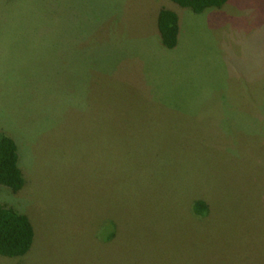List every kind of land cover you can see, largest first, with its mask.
<instances>
[{
	"label": "rangeland",
	"instance_id": "1",
	"mask_svg": "<svg viewBox=\"0 0 264 264\" xmlns=\"http://www.w3.org/2000/svg\"><path fill=\"white\" fill-rule=\"evenodd\" d=\"M2 134L35 241L0 264H264V0H0Z\"/></svg>",
	"mask_w": 264,
	"mask_h": 264
},
{
	"label": "trees",
	"instance_id": "2",
	"mask_svg": "<svg viewBox=\"0 0 264 264\" xmlns=\"http://www.w3.org/2000/svg\"><path fill=\"white\" fill-rule=\"evenodd\" d=\"M181 8L195 14H202L211 8L221 9L229 0H171ZM158 30L165 48L177 47L180 34L179 16L167 8L160 10ZM20 155L16 142L7 135H0V187H7L13 193L21 191L25 179L19 165ZM202 201L194 204L196 212L207 210ZM114 232L109 235L112 238ZM35 241V230L29 217L17 209L0 205V257L19 258L25 256Z\"/></svg>",
	"mask_w": 264,
	"mask_h": 264
},
{
	"label": "crops",
	"instance_id": "3",
	"mask_svg": "<svg viewBox=\"0 0 264 264\" xmlns=\"http://www.w3.org/2000/svg\"><path fill=\"white\" fill-rule=\"evenodd\" d=\"M174 12L178 14V16H179V21H180V23H181V17H180V13H181V11H180V10H179V11H178V10H177V11L174 10ZM182 14H184V13H182ZM158 15H159V14H158ZM180 34H181V25H180Z\"/></svg>",
	"mask_w": 264,
	"mask_h": 264
}]
</instances>
